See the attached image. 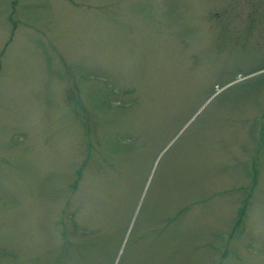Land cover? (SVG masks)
<instances>
[{
  "label": "rangeland",
  "instance_id": "rangeland-1",
  "mask_svg": "<svg viewBox=\"0 0 264 264\" xmlns=\"http://www.w3.org/2000/svg\"><path fill=\"white\" fill-rule=\"evenodd\" d=\"M0 264H264V0H0Z\"/></svg>",
  "mask_w": 264,
  "mask_h": 264
}]
</instances>
